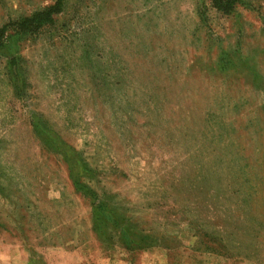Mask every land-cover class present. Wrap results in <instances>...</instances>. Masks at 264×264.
I'll use <instances>...</instances> for the list:
<instances>
[{
    "label": "rangeland",
    "instance_id": "374dc122",
    "mask_svg": "<svg viewBox=\"0 0 264 264\" xmlns=\"http://www.w3.org/2000/svg\"><path fill=\"white\" fill-rule=\"evenodd\" d=\"M0 264H264V0H0Z\"/></svg>",
    "mask_w": 264,
    "mask_h": 264
},
{
    "label": "trees",
    "instance_id": "16d2710c",
    "mask_svg": "<svg viewBox=\"0 0 264 264\" xmlns=\"http://www.w3.org/2000/svg\"><path fill=\"white\" fill-rule=\"evenodd\" d=\"M59 3V1H57ZM214 6L217 9L225 8L230 6V4L233 3V0H212ZM58 11L57 4H53L49 7H47L44 10L37 11L33 14H31L30 17L22 19V23L20 26L24 27L26 23L34 24V25H40L43 22L50 19V16L52 13H55Z\"/></svg>",
    "mask_w": 264,
    "mask_h": 264
}]
</instances>
